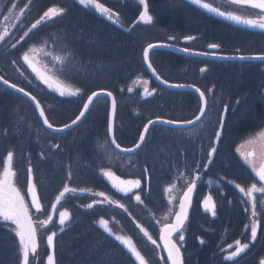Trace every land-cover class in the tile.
Listing matches in <instances>:
<instances>
[{"label":"trees","instance_id":"obj_1","mask_svg":"<svg viewBox=\"0 0 264 264\" xmlns=\"http://www.w3.org/2000/svg\"><path fill=\"white\" fill-rule=\"evenodd\" d=\"M15 1L8 0V4ZM30 1L31 13L25 21L28 30L30 23L33 24L52 6H60L66 12L18 38L22 41L15 43V48L12 39H5L0 46V75L34 95L41 102L50 123L57 127L71 123L93 92L113 93L118 104L116 139L125 148L137 144L149 120H193L201 107L196 94L166 90L151 78L143 59L148 45L164 42L207 52L209 45L215 43L220 45L215 53L221 55L264 54V32L218 20L189 0H147L149 14L154 17L151 24L138 22L143 6L137 0H97L118 14L120 27L73 0H22L24 4ZM187 36H193L195 40L184 43ZM34 46H47L55 52L60 49L64 55H69L67 65H76L63 73V80L79 89V95L61 96L28 71L29 81L21 79L18 70H27L21 56ZM151 62L167 82L193 85L203 91L208 101L207 113L201 124L193 128H200L194 136L172 142L167 134L182 130L157 126L151 130L139 153L122 158H126V163L131 166L133 159L140 157L147 148H173L176 155L170 157V162L178 167H167V178L171 183L167 188L173 189L167 191V207L168 197L172 198L175 187H180L185 176L184 181L200 176L183 230L184 240L178 242L184 264H233L227 259L228 250L230 245L237 247V240L249 244L246 252L241 253L240 264H264V215L258 213L252 218L250 205L245 203L247 197L235 187L238 183L247 188L257 181L238 150L243 142L264 131V63L220 62L168 51L152 53ZM201 68L207 71L201 72ZM138 78L150 80L154 92L149 96H144L141 90L131 92L130 86ZM8 106L12 108L10 121L16 124V134L10 136V147L6 146L7 139L0 136V165L3 166L7 153L12 151L16 185L28 197L27 169H33L38 198L45 208L42 218L49 216L53 202L65 185L86 190L92 188L95 179L102 182L100 190L109 191V186L96 172L101 163L99 155H118L108 137L110 105L107 99L96 101L83 123L62 135L49 133L29 101L0 85L1 117ZM5 120L6 117L1 119L3 127L9 122ZM220 122L224 123L225 129L221 142L216 144L214 132ZM20 127L23 128L21 132ZM55 144L60 147H53ZM212 146L217 147V153L209 157ZM196 163H201L202 167H180ZM130 166L121 169L132 174L136 169ZM163 170L164 167H150L147 175L145 168L140 167L145 182H151V186L145 188L142 200L145 206L140 212L150 213L164 207L163 203H157L164 199L166 190L161 183ZM69 171L71 180L67 178ZM185 189H179L180 195ZM208 195L213 197L216 205V217L203 207V199ZM86 198V195L78 194L66 197L62 206L71 211L72 219L63 226L64 231H60L61 226L56 220L45 227L49 235L56 232L54 255L57 264H136L134 257L115 236L107 234L96 224L95 213L99 208L88 210L83 207ZM124 205L128 212L134 211L131 198ZM127 211L118 208L103 210L107 216L114 215L119 223L130 228L132 219L126 216ZM260 212H264V207ZM252 219L259 221L255 242L250 235ZM153 222L148 218L140 220L152 238L158 240L159 227L155 232ZM12 229L0 221V264H20L18 237ZM130 235L145 256L153 259V252L161 254L136 228ZM50 254L53 249L45 244L34 257L30 255V264H47ZM163 262L167 264L166 260Z\"/></svg>","mask_w":264,"mask_h":264},{"label":"snow or ice","instance_id":"obj_2","mask_svg":"<svg viewBox=\"0 0 264 264\" xmlns=\"http://www.w3.org/2000/svg\"><path fill=\"white\" fill-rule=\"evenodd\" d=\"M139 4L143 6V10L138 17V22H143L144 24H151L153 17L149 14L147 0H138ZM227 3L231 5H235L237 7H248L251 9L258 10L255 16H249L242 13L234 12V11H226L221 10L218 6H213V4L208 2H202V0H190V3L196 5L210 13L218 15L226 20H230L239 25H245L249 28L253 29H260L264 32V0H226ZM80 5L85 7H93L96 11H98L101 15L106 16L107 19L113 21L114 23H119L118 14L113 13L109 8L105 7L103 4L98 3L97 0H78ZM16 8V4L13 3L11 8L8 9V15L4 16V20L7 21L10 16H12V10ZM65 10L62 8L52 7L48 9L46 12L43 13V16L36 20L35 23L31 25L29 31L36 29L38 25H40L45 18L52 19L56 16H62ZM23 13H21L22 15ZM7 27L3 28L2 33H0V42L5 40V37L8 35ZM25 36L28 35L27 32L24 33ZM170 39H174V37H170ZM195 39L193 36L185 37L186 41H190ZM13 48L16 47L15 44L12 45ZM157 45L150 44L148 45V49H146L143 53L145 61H148L149 50L156 48ZM210 48L218 49L220 47L219 44H210ZM184 52H189L188 48L181 49ZM37 49L35 47H30L27 51L23 52L21 59L25 64L28 65L32 69L33 72L36 74L51 88L53 87L52 83H49V78L43 76L39 70L37 69L35 63L33 62V56L35 55ZM200 55H208V53H200ZM222 59H239L241 61L244 60H258L264 63V54L255 55V56H245V55H238V56H222ZM53 59L59 63L63 64L65 58L60 56H55ZM148 68L153 71L155 74V69L153 68L151 62L147 64ZM201 72H206V68H201ZM0 81L3 84L7 85L10 88L15 89L18 92L23 93L24 96H30V93L26 92L23 88L18 87L16 84H10L8 80L0 77ZM163 83L167 84L166 80L162 81ZM172 88H180L184 87V85L180 84H171L169 85ZM55 89L60 93V95H65L66 93L69 95L76 96L79 94V89L71 90L69 87L63 86L60 82L55 83ZM199 93V98L201 100L202 106L199 109V114L196 115L194 120L188 121H173V120H163L159 121L162 123H166L169 125H195L197 121H200L202 117L205 116V108L207 106V100L205 98V93L201 91L199 88L196 89ZM212 91V89H210ZM145 93L150 95L151 93L148 89H145ZM101 95L99 92H93L91 96L87 97L86 102L83 104V109L80 111L79 115L71 122V124H65L62 128H56L55 131L63 132L65 129H69L72 125L77 124L81 118L85 116V113L89 111V106L93 103L94 98ZM107 96L112 97V116H115L116 110V100L115 97L112 96L111 92L106 93ZM33 101H35V106L39 110L40 117L43 118V123L47 125L49 129L53 128V125L49 123L47 116H45L44 108L41 107L39 101H36L34 96L30 97ZM239 103V101H236ZM224 112H227V108H224ZM157 120H149L148 124L143 127V132L139 136V143L135 145V148L139 149L142 144L145 142V135L149 131V127L156 124ZM225 129V125L223 122H220L218 125V130L214 132V140L216 144L221 142V136ZM108 131L110 133L113 132V127L110 124ZM261 140H264V132L260 133ZM112 143H115V136H112ZM251 143V141H250ZM53 147L59 148V144H55ZM116 147L119 148L120 145L116 144ZM134 149H122V151H133ZM239 151V150H238ZM217 153V147L212 146L210 147V151L208 152V156L211 157ZM241 156L245 163L249 166L252 173L255 177L258 178V183L260 186H257V183H251L250 186L243 187L240 184H235V187L239 190L243 196L247 197L245 203L250 205V215L252 218L257 217L258 213L264 215V212H260V209L264 207V153H261L259 157H257L255 152H247L241 153ZM13 162H14V154L12 151L7 153L6 159L2 166V171H0V218L4 222L10 221L12 225L15 226L12 229L15 232L16 237H18V254L20 264H30V255L35 256L38 248V239H37V227L36 223L33 221L32 215L30 214L29 204L25 202L24 195L21 194L20 190L15 185V177L16 172L13 169ZM211 163V160L208 161ZM28 173V180H27V193L31 197V205L34 207L36 212L41 211V203L38 198L37 194V187L34 183L33 179V169L29 167L27 169ZM103 175L112 183V186L116 188L119 192L123 194H127L131 192L135 188H139L141 185L140 180H125L121 179L119 176L115 175L112 171H104ZM67 178L71 180L72 173L71 171L68 172ZM200 179L199 175H196L193 179L189 180L187 184L186 191H183L182 198L178 203V211L175 213L170 212L169 215H174V222L171 223H164L163 226L159 229V239L163 242V248L167 252V256H161L160 259L162 261L170 262V264H184V260L181 254L180 247L177 246V243L173 240V235L179 233L177 239L180 241L184 240L183 230L185 227V223L188 219V210L191 207L192 201V194L196 189V181ZM172 187L166 189L168 192H172ZM77 190L75 188H71L68 185L63 187V190L60 192L59 196L56 199V203L60 204L62 198H64L67 194L75 193ZM95 196L104 197V201H107L109 204L116 203L118 207L123 208V204H119L118 202L113 201L110 197L106 196L105 193H93ZM135 199L138 202L141 201V197L139 195H135ZM174 197L170 198L169 203L172 202ZM104 201H96V203H103ZM88 208H92L93 205H87ZM203 207L205 211H210L213 216L216 215V205L213 202V197L208 195L206 198L203 199ZM248 211V209H245ZM55 206H53L52 212L55 214ZM127 211V209H125ZM52 216H49L47 220L39 221L41 227L46 226L48 223L51 222ZM59 225L60 231H64V225L66 223V219H71V214L67 211L59 212ZM164 220H168V217H164ZM99 223L111 233V230L108 229V221L101 219ZM140 228V231L143 233L144 237H146L152 245H155L156 248H160L161 245L157 244V241L152 238L149 234L148 230L144 227L137 225ZM259 228V221L256 219L251 220V227H250V235L251 240L253 242L257 239V233ZM56 236V232H52L50 235L47 236V245L53 249V254L47 256V264H57L55 255H54V238ZM115 239L119 241L124 248L127 249L128 253L134 257L136 264H146L145 257L141 254V252L137 249L134 242L129 237H125L122 235H115ZM203 243V241H201ZM236 248L232 252L231 255L227 257L228 260L233 261V264H240V257L241 253H245L246 250L249 248V244H241L239 240L235 242ZM229 247H232L231 245Z\"/></svg>","mask_w":264,"mask_h":264},{"label":"flooded vegetation","instance_id":"obj_3","mask_svg":"<svg viewBox=\"0 0 264 264\" xmlns=\"http://www.w3.org/2000/svg\"><path fill=\"white\" fill-rule=\"evenodd\" d=\"M216 6L220 7L221 10H226V11H232L233 9H241L240 7H236L235 5L231 4H226L223 1L217 2L215 4ZM242 11L250 13L252 16H255L258 10L251 9V8H244ZM249 14V16H251ZM22 127H20V132L22 131ZM11 134H16V127L12 128L10 124V119L8 124L6 125V128L4 132L0 131V136H4V139H7L6 146L10 147V136ZM171 147H165V148H147L144 153L140 157H136L133 159V164L130 166V164L126 163L127 159L118 157L116 155H111L107 156L105 153L99 155V158L101 160L100 167L97 169V175L103 179V181L109 186V191H102L99 189L100 185L102 182L100 180H95L93 179V183L91 184L92 188L86 189L89 194H87V198L85 200V203H83V207L87 208V205L93 204V208H99V211L95 213V216L97 217L98 222L96 224L107 234L109 231H107L100 223L99 221L101 219L107 220L110 219L112 222L110 223L112 226H122L124 228V231L127 233H133L135 232V228H137V225L139 224L142 226L140 223V220H146L147 218L153 222V230L156 232V229L158 228L160 221L164 220V217L167 216L170 203L168 199V207H167V191L165 190L164 193V199L162 201H159L157 203H163L164 207L160 208L159 210L151 211L150 213H144L140 212L139 210L144 208L143 202H138L135 199V195H139L141 197V201L144 199V193H145V188L151 186V182L148 181L145 182L143 179V175L140 172V167H144L146 170V174L150 172V167H164L163 170V181L161 183L164 184V187L167 189V186H170L169 179L167 178V167H178L177 165L174 164V162H170V157L176 155L175 153L172 152ZM135 167L136 171H133L132 174L123 172L121 167ZM2 167V165H0ZM180 167H202L201 163H196V164H182ZM104 171H112L115 175L119 176L121 179L125 180H140L141 185L139 188L133 189L131 192L127 194H123L119 192L116 188L112 186V183L103 175ZM126 175L124 177L122 174ZM148 178V176H146ZM185 178H187L185 176ZM183 178V181L184 179ZM101 182V183H100ZM181 183V182H180ZM103 192L105 193L106 196L110 197L113 201L118 202L119 204H126V201H128L130 198L133 201V207L134 211H127L125 214L129 219H132L130 222L131 226L130 228L124 227V224L121 222L119 223L116 217L114 215L112 216H107L103 210L106 209H121L117 206L116 203L109 204L107 201H104V197L100 196H95L93 193H99ZM128 199V200H126ZM96 201H104L103 203H96ZM69 212V211H68ZM70 213V212H69ZM216 217V215H215ZM0 221H3L2 218H0ZM4 222V221H3ZM5 224H11L10 221L4 222ZM121 227V228H122ZM122 228V229H123ZM139 228V227H138ZM235 246L233 245L230 250H228L229 255L232 254L234 251Z\"/></svg>","mask_w":264,"mask_h":264},{"label":"rangeland","instance_id":"obj_4","mask_svg":"<svg viewBox=\"0 0 264 264\" xmlns=\"http://www.w3.org/2000/svg\"><path fill=\"white\" fill-rule=\"evenodd\" d=\"M215 1V0H213ZM212 0H202V2H208L213 4ZM223 1L226 4H229L226 2V0H217V2ZM8 0H0V33H2L3 28L7 27L8 29V33H10L12 31V29L15 27L17 22H20L18 29L16 30L15 34L12 36V40H13V44L17 43V39L20 38L21 36L24 35L25 32H28V28L29 25L25 24V21L27 20V15H29L31 13V1L24 4L22 2V0H16L14 3L16 4V8L12 10V16L9 17V19L7 21L4 20V16L8 15V9L11 8V5L8 4ZM57 7V6H56ZM237 7V6H236ZM57 8H61V7H57ZM63 9V8H62ZM65 10V9H64ZM236 9H233L232 11L235 12ZM243 10V9H240ZM66 12V10H65ZM64 12V14H65ZM21 13H23L21 15ZM248 13V12H247ZM63 14V15H64ZM250 14V13H248ZM251 15V14H250ZM43 16V15H42ZM42 16H40L38 19H40ZM252 16V15H251ZM37 19V20H38ZM47 18H45V20L38 25V27H40L42 24L47 22ZM36 21V20H35ZM35 21L33 23H35ZM32 23H30V27H31ZM9 36V34L5 37V39H7ZM5 41V40H4ZM0 42V46H2L5 42ZM37 51L35 53V55L33 56V62L35 63L37 69L39 70V72L43 75L49 78V83L53 84L52 90L56 91L55 89V83L56 82H60L63 86L65 87H69L71 90H76L77 88H75L74 86H71L69 83H67L66 81L63 80V73L66 72L67 70L74 68V66L76 64H72L71 65H67V61L69 60V55L63 53V50L60 49H56L57 51L55 52L54 50H50L47 46H34ZM55 56H60V57H64V63L63 64H59L57 63L53 57ZM24 63V62H23ZM24 68H26L27 70H23L20 69L18 70V74L20 75L21 79L23 81H29V76L26 73V71H28L30 74H32L34 77L37 78L38 81L46 84L37 74L36 72H33L32 69L30 67H28L27 64L24 63ZM46 86H48V84H46ZM49 87V86H48ZM148 89V91L152 94L153 88L151 85L150 80L145 79V78H138L137 80H135V82H133V84L130 86V91L133 92L135 90H141L142 94L144 96H149L148 94L145 93V89ZM58 92V91H56ZM59 93V92H58ZM80 93V91H79ZM60 94V93H59ZM79 95V94H78ZM62 96V95H61ZM64 96H71L69 94H65ZM200 130V128L198 129ZM197 129H188V130H182L179 132H175L173 134H167L169 135V139L172 140V142L181 140V139H188L191 136H194L196 133H198ZM264 132V131H263ZM251 141V143H250ZM255 152L257 157L260 156L261 153H264V140H261L260 138V133L251 137L250 139L246 140L245 142H243L241 144V146L239 147V156L242 158L241 153H247V152ZM243 159V158H242ZM258 186H260V184H258ZM178 193V191H174L173 192ZM176 207V203L175 200H172L171 202V206L169 207L168 213H167V217L168 220H170V216L169 213L170 212H174ZM33 210L31 209V212H36V210L34 209V207H32ZM45 208L41 207V212L44 211ZM66 209H63L62 207L57 211V215L59 216V212L64 211ZM39 212L38 214L33 213L34 215V220L39 222V221H43V220H47L46 218H37L35 219V217L37 215H42V213ZM70 219H66V223L69 221ZM57 224H59V219H56ZM108 229L111 230V233L115 236V235H122L125 237H129L131 238V240L134 242L135 246L137 247V249L141 252V254L145 257L146 260V264H165L162 260L159 261L158 259L162 256L161 254H158L157 252H153V259L149 258L148 256H145L142 252V250L139 248L136 239H134L130 233L125 232L120 226L116 225V226H112L109 222H108ZM48 230H46L45 226L41 227L39 225L38 228V234H39V241H40V249L43 250V247L45 244H47V236L49 235V232H47ZM143 245H145V243H143Z\"/></svg>","mask_w":264,"mask_h":264},{"label":"water","instance_id":"obj_5","mask_svg":"<svg viewBox=\"0 0 264 264\" xmlns=\"http://www.w3.org/2000/svg\"><path fill=\"white\" fill-rule=\"evenodd\" d=\"M214 16H215L216 18L220 19V20H223V21H225V22H228V23H231V24H234V25H237V26H241V27L246 28V29H251V30L261 31L260 29H253V28H249V27H247V26H245V25H239V24H236V23H234V22H232V21H230V20H226V19H224V18H222V17H220V16H218V15H215V14H214ZM190 41H191V40H190ZM190 41H187V42H190ZM155 45H157L156 48H153V49L149 50L148 61H145V59H144L145 66H146L147 70L149 71L151 77L154 79V81H156V83H158L161 87H163V88H165V89H167V90L174 91V92H192V93H195L198 97H199V93L196 91L197 87H194V86H192V85H184V87H180V88H172V87L169 86V85H171L172 83H169V82H168L167 84L163 83L162 81H164V79H162V78L159 76V74L156 72V70H155V74H154L153 71H152L151 69H149L148 66H147L148 62H151V61H150V55H151V53H153L154 51H157V50H164V51H170V52H174V53H179V54H182V55H185V56H189V57H193V58L207 59V60H214V61H220V62H261V61H258V60H244V61H241V60H239V59H222V58H220V57H222V56H226V55H216V54L212 53V52H214V51L216 50V49H214V48H210V52H196V51L184 52V51L181 50L182 48H180V47L173 46V45H169V44H165V43H157V44H155ZM147 49H148V47H147ZM200 53H208V55H200ZM153 68H154V67H153ZM0 77H1V76H0ZM0 84H1L2 86H4L5 88H7L8 90H10V91H12V92H14V93H17L18 95L24 97V98L27 99L29 102H31L32 105L35 107V109H36V111H37V114H38V116H39V118H40L42 124L44 125V127H45L49 132H51V133H53V134H62V133L68 132V131H70V130L76 128V127L79 126V125L83 122V120L87 117V115L89 114V112H90V110H91L93 104H94L98 99H100V98L108 99V100L110 101L109 125L111 124L112 127H113V132H112V133L109 132V139H110V142H111L113 148H114L117 152H119L120 154H123V155H133V154L137 153V152L143 147V145H144V144H142L141 147H140L139 149L133 147V148H131V149H134V150L129 152V151H122V149H125V148H123V147H121V146H120L119 148L116 147V144H118L117 141H116V138H115V143H112V136H113V135L115 136V123H116V116H117V101H116L115 116H114V118H113V116H112V104H111L112 97H109V96L106 95V93H108L107 91H99V93H101V95H99V96H97L96 98H94L93 103L89 106V111H88L87 113H85V116H84L83 118H81V120H80L77 124L72 125L71 128H69V129H65V131H63V132H57V131H55V129H56L57 127H54V126H53L52 129H49V128L47 127V125H45V124L43 123V118L40 117V115H39V110H38V109L36 108V106H35V101H33V100L30 98V97L32 96L31 94H30V96L26 97V96L23 95V93L18 92V91H16L15 89L10 88V87H8L7 85L3 84L2 81H0ZM10 84H11V83H10ZM180 85H181V84H180ZM26 92H27V91H26ZM112 96L115 97L113 94H112ZM205 98H206V97H205ZM115 100H116V98H115ZM206 100H207V99H206ZM36 101H38V100L36 99ZM201 104H202V103H201ZM40 105H41V104H40ZM41 107H42V105H41ZM206 112H207V106H206V108H205V115H206ZM45 116H46V114H45ZM204 117H205V116H204ZM204 117H202L200 121H197L195 125H184V126H181V125H175V124H173V125H169V124H166V123L159 122V121H163V120H165V119H159L158 122H157L156 124H154V125H152V126L149 127V131H148V133L144 134V135H145V141H146V138H147V136H148L150 130H151L153 127H155V126H163V127L173 128V129H190V128H192V127L198 125L199 123H201V121L204 119ZM156 120H157V119H156ZM49 123H50V122H49ZM138 143H139V142H138ZM144 143H145V142H144ZM195 191H196V189L194 190V192H193V194H192L191 206H192V202H193V198H194ZM83 193H84V192H83ZM63 200H64V198H62L61 202H62ZM58 205H59V204H57V203L55 202V204H54L55 209H57ZM190 209H191V207H190L189 210H188V218H189ZM178 210H179V209H178ZM54 215H55V214L52 213V218L54 217ZM187 221H188V219H187ZM187 221H186V223H187ZM173 222H174V220H173ZM186 223H185V225H186ZM178 234H179V233H176V234L173 235V240H174L175 236L178 235ZM37 239H38V237H37ZM174 241H175V240H174ZM38 245H39V243H38ZM160 245H161V248H162L163 252H164L165 255L167 256V252H166V250L163 248V246H162V245H163V242H162L161 240H160ZM177 246H178V244H177ZM178 247H179V246H178ZM180 250H181V249H180ZM181 254H182V252H181ZM182 257H183V255H182ZM168 263L170 264V262H168Z\"/></svg>","mask_w":264,"mask_h":264},{"label":"bare ground","instance_id":"obj_6","mask_svg":"<svg viewBox=\"0 0 264 264\" xmlns=\"http://www.w3.org/2000/svg\"><path fill=\"white\" fill-rule=\"evenodd\" d=\"M21 41H22V40H19V41H18V44H20ZM107 92H109V91H107ZM112 94H113V93H112ZM113 95H114V94H113ZM100 99H101V98H100ZM98 100H99V99H98ZM98 100H97V101H98ZM39 103L41 104L40 101H39ZM94 104H95V103H94ZM94 104H93V105H94ZM41 105H42V104H41ZM42 107H43V106H42ZM7 108H8V110L6 109V110H4L3 113H2V114H4V117H1V116H0V131L5 130V128H6V125H5V124H4V127H3V124H2V122H1V119L6 117V120H5V121L8 122V120L10 119V117H11V115H12V108H11L10 106H8ZM117 109H118V104H117ZM35 110H36V109H35ZM44 111H45V110H44ZM36 112H37V111H36ZM45 114H46V113H45ZM46 116H47V115H46ZM8 117H9V118H8ZM38 117H39V116H38ZM85 119H86V118H85ZM85 119H84V120H85ZM84 120H83V121H84ZM82 123H83V122H82ZM82 123H81V124H82ZM10 124H11V127H12V128H14V127L16 126V124H15V123H12L11 121H10ZM69 124H71V123H69ZM81 124H80V125H81ZM80 125H79V126H80ZM53 126H54V125H53ZM2 127H3V128H2ZM54 127H57V126H54ZM62 127H63V126H61V127L59 126V127H57V128H62ZM77 127H78V126H77ZM77 127H76V128H77ZM76 128H74V129H76ZM45 129H46V128H45ZM74 129H72V130H74ZM46 130H47V129H46ZM72 130H70V131H72ZM47 131H48V130H47ZM70 131L65 132V133H62V134L69 133ZM48 132H49V131H48ZM49 133H51V132H49ZM51 134H53V133H51ZM62 134H55V135H62Z\"/></svg>","mask_w":264,"mask_h":264}]
</instances>
